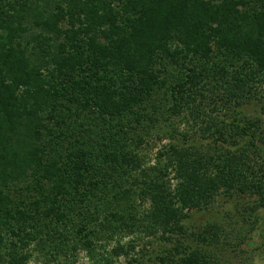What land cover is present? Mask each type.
<instances>
[{
    "label": "trees",
    "instance_id": "obj_1",
    "mask_svg": "<svg viewBox=\"0 0 264 264\" xmlns=\"http://www.w3.org/2000/svg\"><path fill=\"white\" fill-rule=\"evenodd\" d=\"M208 99L261 107L228 123L206 114L210 140L185 134L147 165L138 127L164 110L205 114ZM244 195L264 202V0H0V264H28L35 241L144 264L120 236L171 241L194 210ZM222 231L177 238L156 264H217L199 246Z\"/></svg>",
    "mask_w": 264,
    "mask_h": 264
},
{
    "label": "rangeland",
    "instance_id": "obj_2",
    "mask_svg": "<svg viewBox=\"0 0 264 264\" xmlns=\"http://www.w3.org/2000/svg\"><path fill=\"white\" fill-rule=\"evenodd\" d=\"M231 60L229 58L225 60L229 64V68L234 65ZM167 69L168 75L179 73L183 76L184 70H181L182 68L180 69L177 65L168 63ZM175 79L177 78H172L170 81ZM199 99L200 97H198L197 102H199ZM216 102L208 99L205 114L201 110L193 118L191 114L186 115V112L185 114L172 116L168 115L164 110L165 117L160 118V121L155 125H153V121L150 124L146 122L147 120L144 121L145 126L138 127V129L145 135V140L141 144V152L144 155L147 165H154L158 150L163 149L170 142L184 141L183 137H186L184 136L185 134L191 135V139L197 143H206L210 140L201 137L200 134V130L206 125L201 122V119H208L205 116L206 114L218 116L223 122L228 123L235 117L241 118L242 113H245L249 118H256L259 115L261 107V103L255 99L245 103L241 108H229L228 105H224L218 99ZM167 116L169 118L165 120ZM194 117H196V122L193 120ZM169 129L174 131L172 134L176 138H172ZM196 131L197 133L195 134ZM226 137L231 141L229 136ZM240 142L241 144L247 145L246 140L242 139ZM168 177L172 178L171 181L173 184L176 183V179L173 178V172L170 171ZM211 223L220 225V233L224 230V234H220L222 242L218 245L201 244L199 247L205 245L210 251L209 253L215 258V261L218 262L217 264H264V202L262 200L258 202L252 195L233 196L225 199L219 198L208 208L194 210L191 213V217L185 221L187 234L182 235L176 232L177 234L175 233L173 235L174 238L171 241H165L161 237H147L140 236L139 234L120 236L119 240L125 244L129 242L134 243L136 245V252H144L145 254L142 258L144 264H156L158 263L156 256L160 255L164 248L167 247L173 251L174 245L177 244L174 240L178 238L184 246L189 244L195 245L197 241L194 234ZM193 238L194 240L192 242ZM116 243L117 238L110 242H106V240L98 242L96 259L103 260V256L108 255L107 252ZM58 246L62 250H53L50 248L49 241L45 245L43 241L41 243L37 241L33 242L30 246L24 248V251L30 255L28 264H93L94 262V259L83 249L72 250L62 243L58 244ZM8 247L7 245L5 247L3 245L0 248L1 255L7 253L9 250ZM132 254L136 255L135 251L134 253L132 251ZM112 257L114 264H127L128 259H130V257H126L125 255Z\"/></svg>",
    "mask_w": 264,
    "mask_h": 264
}]
</instances>
